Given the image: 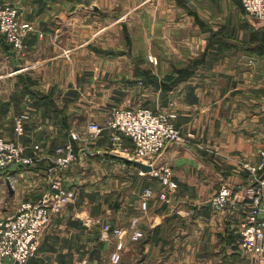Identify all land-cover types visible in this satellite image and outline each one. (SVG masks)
<instances>
[{
	"label": "crops",
	"instance_id": "obj_1",
	"mask_svg": "<svg viewBox=\"0 0 264 264\" xmlns=\"http://www.w3.org/2000/svg\"><path fill=\"white\" fill-rule=\"evenodd\" d=\"M13 1L19 3L22 18L35 22L41 30L26 38L29 49L23 55L15 54L0 38V135L10 137L8 132L14 131L13 125L8 126L11 111L17 115L30 109L35 123L28 131L34 132L35 143H42L53 153L67 140L65 137L60 141L58 131L76 125L87 127L91 119L107 122L108 113L88 110L87 100L120 102L125 89L127 93L132 91L131 85L122 88L121 83L134 80L130 74L113 78L98 72L105 61H89L87 40L72 42V35L88 31L87 23L76 26L82 17L88 19L87 0ZM149 1L157 4L150 6L154 26L149 34L165 40L162 54L169 52L176 58L174 66L164 58L166 54L161 55L165 69L159 78L165 86L162 105L174 101L179 112L177 125L185 134L193 132L195 138L191 143L169 146L160 160L172 166L179 183L168 193V202L161 198L153 201L155 196L142 210L144 197L141 194L139 198V187L149 181L135 172L130 185L135 180L137 184L132 186L136 188L133 193L128 192L132 196L130 204L117 202L104 214H112L113 222L121 223L125 216L143 213L146 237L142 250L132 252L138 257L136 264H249L236 249L243 202L216 212L209 198L226 182L239 200L252 193V183L247 181L248 173L241 164L258 162L264 133V22L247 14L240 0ZM174 10L179 12L169 13ZM173 41L178 44L173 45ZM131 63L132 73L149 68L147 64ZM108 136L105 130L97 145L90 146L94 150L74 143L80 162L87 164L101 154L95 149L105 146ZM100 158L118 169L135 166L118 157ZM45 161L42 156L41 165L36 167L40 175H46L42 165ZM23 169L13 166L0 174V218L14 212L21 202L23 194L17 181ZM39 174L35 175V189L31 188L35 198L48 187V182H39ZM65 181L67 185L75 183L72 178ZM88 187L86 180L81 182L80 197ZM78 201L54 216L38 255L27 264H75L79 252H85L84 245L97 241L95 229L99 228L87 219L92 212L85 207V198ZM103 253L97 257L100 259Z\"/></svg>",
	"mask_w": 264,
	"mask_h": 264
},
{
	"label": "rangeland",
	"instance_id": "obj_2",
	"mask_svg": "<svg viewBox=\"0 0 264 264\" xmlns=\"http://www.w3.org/2000/svg\"><path fill=\"white\" fill-rule=\"evenodd\" d=\"M87 1L88 2L86 3L88 6L87 9L88 19L84 20V18L82 17L76 23V26L79 27L81 24V26L83 27L84 24L87 23L86 25L88 31H86V33L84 34L82 33L81 35L79 34L72 35L71 36L72 42H74V44H78L83 40H87V44H88L87 54L89 55L88 56L89 61L93 60L94 58H98L100 60L103 59V62L105 61L104 66L100 68L98 72H103V74H108L109 77L113 75V78H117V76L122 78V76H127L130 74L131 80H134L133 82L130 81V84L129 82H126V80L125 82L121 83L122 88L123 87L127 88L128 85H131L132 91H130V93H127V89H125L126 91L125 94L123 95V100H120V102L112 99L111 100L101 99L98 101L95 99L93 100L89 99L87 100L86 103V106H88V110L89 109L105 110L108 113L107 115L108 118L105 119H107L106 121H108L109 117L112 114V111L115 110L116 108H121V109L123 108L130 110H138L139 108H149L155 112L158 113L163 112L164 114L170 116L173 122L177 125L179 112L175 106V102L171 101L167 106L162 105L163 102L162 94L164 93L165 86L163 85V82H159V78H161V74L165 70L164 67L162 66L161 55L166 54L164 58L170 59L174 66L176 65L175 62L176 58H174L172 55H169V52L165 53L164 51V53L162 54L161 48L163 47L164 45L163 43H165V40H161V38H159L157 35L149 34L151 28H153L154 26V20H152L151 22L150 19V6L154 7L157 6V4H154L153 3L154 1L150 2L149 0H87ZM0 5H12L18 9V22L22 26V29L25 33L24 35L25 47L23 49L16 48L2 34H0V38H2L4 42H6L11 46L12 51L15 54L23 55L24 53H28L29 46L28 43L26 42V38L29 36L30 33L35 34V32L37 33L41 29H39V26L36 25L35 22L31 20H25L22 18L19 3L13 0H5V1H0ZM174 12H179V11L174 10L169 13H174ZM156 27L158 30L159 28L158 22L156 23ZM39 36L42 37L43 32H40ZM177 44L178 43L176 41H173V45H177ZM180 44L183 43L180 42L179 45ZM168 46H170V44ZM183 47L184 46H181L180 49H183ZM173 52H175L176 54V50ZM181 52L183 53V50ZM109 62H112L111 66H108V64H110ZM131 62L136 63V65L139 62L143 66H146L145 64H147L149 68H146L145 70L140 69L139 73L138 72L132 73L133 67H129V64H132ZM150 68L152 69L151 71ZM135 80L137 81L135 82ZM113 84L114 82L110 83V85ZM170 85L172 84H168V86ZM131 93H133V95H131ZM94 106H96L97 108ZM24 109H26V107ZM22 114H27L28 117L26 118L24 123L23 133L18 134L15 129V122H16V118ZM90 121H93V119L89 120V123ZM34 123H35V114L32 113L30 109H26L23 113L17 115L14 113V111H11V113H9L8 115V126L13 125L14 131L12 130V132L10 131L8 132L9 135L7 136L10 137H6L3 135L0 136L21 143L25 148V154L29 156H32L34 158H39L41 157V155L43 157L44 156L51 157L52 152H49L48 149H46L42 145V143L36 142L40 144V146L39 148L35 147L36 143L34 139L35 138L34 132L28 131L30 130V128H32ZM89 123L87 127H85V125L84 126L82 125L81 128H78L79 126L76 125L77 128L71 127V128H67L66 131L64 130H61L60 132L58 131L57 132L58 138H60L61 141L62 139L67 137L66 142L72 140L74 141L77 147L83 146L94 150V147L92 148L90 146L97 145L96 143L99 140H101L100 138L103 136L104 131L105 130L109 131V129L105 128L103 133L99 135H95L90 130ZM100 124L106 125L107 122L102 123L100 121ZM10 128L11 127H9V130ZM179 128L182 130L181 127ZM14 133L16 134V138H11L15 136ZM182 133L184 135L183 140L173 141L169 143L159 154H156L153 157L155 163L154 165L157 166V170L159 174L157 176H154L151 174L153 172L151 173L146 172L143 175L146 177V180L149 182L146 183V185H142V187H139V189L142 188L139 194V198L140 195L143 194L144 192L143 191L145 189L144 187L150 186L153 189V195L149 198L147 206H149L151 199L154 198L155 196L156 197L153 201H156V199L161 198L160 190L163 189V184L160 179V175L162 172L160 168L163 166H169L174 172V169L170 164L160 162V160L163 157V154L166 152L169 146L174 144L191 143L195 138V134L193 132H188L185 134L184 131L182 130ZM77 147L76 150H78ZM111 149H112V141L109 132L108 140L106 141L105 146H103L102 148L95 149L97 151H101L99 152L101 154L96 155L97 157L93 156V158L90 161H88L89 163L87 164L80 162V160H78L70 169L60 171L57 170L60 168H58L55 165L53 160L47 157L46 161L43 162L42 164L43 166L45 165V170L47 171L45 173L46 175H42V174L40 175L39 172L36 170V167L38 165L39 166L41 165V162L39 163L40 160H36L26 166H18L21 169L24 168L21 180L19 178V180L17 181L18 185L22 189L23 196L21 198V202L16 207V210L18 209L20 204L24 200H26L29 196L32 197L34 196L35 198V191H31V188L35 189V181L36 178H38L35 175L37 174H39V179H40L39 182L41 183L45 182L46 184L48 182V187H49V180H51L52 178L61 177V178H65L64 180H66L67 178H72V180L75 183L70 184L69 186L72 187L75 191V199L73 201L76 200L75 203H77L79 202L78 200L80 198L81 199L85 198L84 205L92 212V217H88L87 219H91L92 220L91 224H93L94 222L95 226H97L100 229V231L99 229L98 230L95 229L96 232L98 231L97 241H95L93 245L90 243H86L84 245L85 252L84 254H80L79 252L78 257L75 260L76 261L75 264H100L99 262L101 260H102L101 261L102 264H136V259L138 257L137 256L133 257L132 252L133 250L138 251L139 249L142 250L143 248L142 247L143 239L146 237V230L142 225L143 213L140 215L138 214L134 215L131 218L125 216L123 217L121 223L113 222L112 214L110 216L104 214L105 212H110L113 209V207L115 208V204H117V202L122 203V205L130 204L129 201H132L130 199V197L132 198V196H130L129 193L132 192L133 189H136V188L132 189V186H135L137 184L135 179H134L135 182L133 180L134 182L133 185H130L131 184L130 181L132 177H136L135 172L137 173L140 172L139 167H135L133 165H131L132 167L130 169L123 170L114 167V164L111 163L107 164L106 161H103L102 158H100L101 156H104L106 158L113 157L112 159H114L117 156H121V153L114 154L111 151ZM92 153H96V152H92ZM258 156H259V151H258ZM256 163L246 161V162H242L241 164L242 170H246L248 173L247 181L249 182V184L250 183L253 184V182L249 177L250 170L247 167H245V165L246 164L252 165ZM85 180L90 188L88 187L89 188L88 191L84 189L85 192H83L82 196L80 197L81 195L80 191H82V189H80V184ZM142 181L143 180H140L139 182L142 183ZM47 189L44 191L41 197H43L44 194L47 193ZM118 191H121L120 195H118ZM169 192L171 191H168V193ZM250 196L251 195H249L248 197L242 200H239V202L242 201L244 205L243 207L244 213L242 212L243 216L241 217L242 219L240 220V224H239L240 226L237 227V229H239V238L241 235L243 219L247 216V213L250 209V206L247 203L249 201L248 198ZM39 198H35V199H39ZM161 199H164L166 201L168 200L165 198H161ZM142 204L143 203H141V208L142 210H144ZM79 205L80 204H78V206ZM229 205L232 204L229 203L225 208H222L223 210L217 209L215 207H212V209L216 212H223ZM59 212H61V209L54 212L53 218ZM7 215L0 218V220L5 218ZM134 218L138 219L137 223L135 224H133ZM52 223H53V219H52ZM44 234L45 231L40 237L39 248ZM239 238L237 239L236 242L237 243L236 245L238 247L236 248L237 251L239 250V252L242 255H244V259L248 260L249 264H261L260 258L258 256L247 255L242 251V249L240 248ZM120 243L122 244L121 248H119ZM39 248L36 252V256L38 255ZM101 251L104 253L101 254V258L99 259L97 257V254L101 253Z\"/></svg>",
	"mask_w": 264,
	"mask_h": 264
},
{
	"label": "built area",
	"instance_id": "obj_3",
	"mask_svg": "<svg viewBox=\"0 0 264 264\" xmlns=\"http://www.w3.org/2000/svg\"><path fill=\"white\" fill-rule=\"evenodd\" d=\"M245 12L264 21V0H240ZM0 34L18 49L25 47L24 31L18 22V9L12 5H0ZM27 114L16 118L15 129L23 133ZM90 130L99 135L105 128L109 129L112 141L111 151L114 154L135 158L155 166L153 157L159 154L169 143L183 140L182 130L172 118L163 112H155L149 108L138 110L116 108L112 111L107 124L93 120L89 123ZM36 143L35 147L39 148ZM55 165L63 171L70 169L78 160L74 141L59 144L50 156ZM43 157V158H44ZM25 154L24 146L18 141L0 136V174L13 166H26L36 160ZM250 170L249 177L252 194L248 198L250 209L243 219L240 248L247 255H256L264 264V135L259 150V161L256 164H246ZM160 179L163 189L160 197L168 199V191L175 190L178 182L169 166H163ZM157 176L158 170L149 171ZM147 172V173H149ZM140 173L146 172L140 170ZM153 189L146 186L143 192L142 207L147 208ZM75 199V191L65 183L64 178L49 180L47 193L39 199L29 196L12 214L0 220V264H27L36 256L41 235L51 225L53 214L65 208ZM212 207L225 208L229 203L237 205L239 199L234 188L229 183H223L209 199ZM223 210V209H222ZM138 219H133V224ZM107 229V227H106ZM138 235V234H137ZM122 244H119V248Z\"/></svg>",
	"mask_w": 264,
	"mask_h": 264
},
{
	"label": "water",
	"instance_id": "obj_4",
	"mask_svg": "<svg viewBox=\"0 0 264 264\" xmlns=\"http://www.w3.org/2000/svg\"><path fill=\"white\" fill-rule=\"evenodd\" d=\"M118 157L125 160L126 162L134 164L135 166L139 167L141 170H143L145 172L152 171L155 168V166L148 164V163H145V162L138 160V159H135V158H130V157H126V156H118ZM8 184L10 186L9 182H8Z\"/></svg>",
	"mask_w": 264,
	"mask_h": 264
},
{
	"label": "trees",
	"instance_id": "obj_5",
	"mask_svg": "<svg viewBox=\"0 0 264 264\" xmlns=\"http://www.w3.org/2000/svg\"><path fill=\"white\" fill-rule=\"evenodd\" d=\"M118 157V156H117ZM119 158V157H118Z\"/></svg>",
	"mask_w": 264,
	"mask_h": 264
}]
</instances>
